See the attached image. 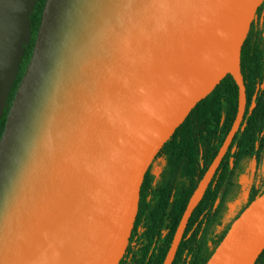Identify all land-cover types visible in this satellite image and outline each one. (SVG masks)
Returning a JSON list of instances; mask_svg holds the SVG:
<instances>
[{"label":"water","instance_id":"obj_1","mask_svg":"<svg viewBox=\"0 0 264 264\" xmlns=\"http://www.w3.org/2000/svg\"><path fill=\"white\" fill-rule=\"evenodd\" d=\"M263 1L45 0L0 138V264H31L62 222L68 264H119L149 167L196 105L231 76L237 114L181 217L163 262L172 264L242 123L241 50ZM199 64L187 91L161 89ZM263 251L264 194L207 264H255Z\"/></svg>","mask_w":264,"mask_h":264},{"label":"trees","instance_id":"obj_2","mask_svg":"<svg viewBox=\"0 0 264 264\" xmlns=\"http://www.w3.org/2000/svg\"><path fill=\"white\" fill-rule=\"evenodd\" d=\"M44 4L45 0L32 1L28 39L20 46L0 115V138L32 55ZM241 73L246 90L242 123L189 219L172 264H207L233 222L264 194V177L259 175L264 154V1L241 50ZM237 108L238 88L226 76L163 146L144 176L138 213L119 264H163L188 201L231 129ZM244 165L251 169L249 183L230 201ZM255 264H264V251Z\"/></svg>","mask_w":264,"mask_h":264},{"label":"rangeland","instance_id":"obj_3","mask_svg":"<svg viewBox=\"0 0 264 264\" xmlns=\"http://www.w3.org/2000/svg\"><path fill=\"white\" fill-rule=\"evenodd\" d=\"M32 1L0 0V115L4 106L8 83L15 72L20 55V46L28 39L27 19ZM250 175L251 169L248 165H244L229 195L230 201L249 183ZM259 175L261 178L264 177V154L260 163Z\"/></svg>","mask_w":264,"mask_h":264},{"label":"bare ground","instance_id":"obj_4","mask_svg":"<svg viewBox=\"0 0 264 264\" xmlns=\"http://www.w3.org/2000/svg\"><path fill=\"white\" fill-rule=\"evenodd\" d=\"M203 64L184 68L170 76L161 86V89L171 88L176 92H185L194 85ZM69 232L65 222H62L32 255L31 264H45L50 258L54 264H68Z\"/></svg>","mask_w":264,"mask_h":264}]
</instances>
